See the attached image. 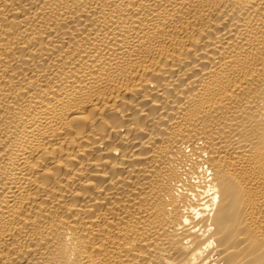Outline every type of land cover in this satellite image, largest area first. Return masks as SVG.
<instances>
[{
    "label": "bare ground",
    "instance_id": "obj_1",
    "mask_svg": "<svg viewBox=\"0 0 264 264\" xmlns=\"http://www.w3.org/2000/svg\"><path fill=\"white\" fill-rule=\"evenodd\" d=\"M0 264H264V0H0Z\"/></svg>",
    "mask_w": 264,
    "mask_h": 264
}]
</instances>
